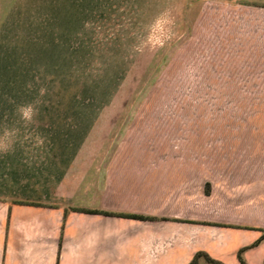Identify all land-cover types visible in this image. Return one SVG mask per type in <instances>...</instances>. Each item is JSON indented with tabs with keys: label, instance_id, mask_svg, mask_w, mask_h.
<instances>
[{
	"label": "rangeland",
	"instance_id": "rangeland-1",
	"mask_svg": "<svg viewBox=\"0 0 264 264\" xmlns=\"http://www.w3.org/2000/svg\"><path fill=\"white\" fill-rule=\"evenodd\" d=\"M12 153L48 206L158 219L104 264H264V0H0Z\"/></svg>",
	"mask_w": 264,
	"mask_h": 264
},
{
	"label": "crops",
	"instance_id": "crops-1",
	"mask_svg": "<svg viewBox=\"0 0 264 264\" xmlns=\"http://www.w3.org/2000/svg\"><path fill=\"white\" fill-rule=\"evenodd\" d=\"M13 156H8L0 173V264H104L109 262L104 252L119 254L126 247L136 248L139 233L135 230L140 227L135 224L157 222L66 213L62 207L48 206L23 178L15 182ZM122 224H131L134 232L118 236Z\"/></svg>",
	"mask_w": 264,
	"mask_h": 264
},
{
	"label": "trees",
	"instance_id": "trees-1",
	"mask_svg": "<svg viewBox=\"0 0 264 264\" xmlns=\"http://www.w3.org/2000/svg\"><path fill=\"white\" fill-rule=\"evenodd\" d=\"M83 213H88V214H100V215H106V216H117L121 218H126V219H133V220H158L156 217H145L143 215H138V214H126V213H110V212H105V211H96V210H89V211H82ZM261 231H264V229H260ZM197 258V257H196ZM192 264L195 263V260ZM240 262L244 264L243 259L239 256Z\"/></svg>",
	"mask_w": 264,
	"mask_h": 264
},
{
	"label": "clouds",
	"instance_id": "clouds-1",
	"mask_svg": "<svg viewBox=\"0 0 264 264\" xmlns=\"http://www.w3.org/2000/svg\"><path fill=\"white\" fill-rule=\"evenodd\" d=\"M25 115H27V113H25Z\"/></svg>",
	"mask_w": 264,
	"mask_h": 264
}]
</instances>
